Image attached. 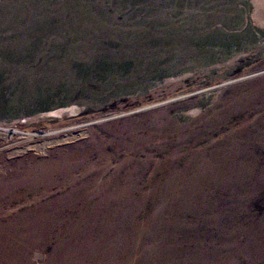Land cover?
Listing matches in <instances>:
<instances>
[{"label": "rangeland", "instance_id": "1", "mask_svg": "<svg viewBox=\"0 0 264 264\" xmlns=\"http://www.w3.org/2000/svg\"><path fill=\"white\" fill-rule=\"evenodd\" d=\"M0 264H264V0H0Z\"/></svg>", "mask_w": 264, "mask_h": 264}, {"label": "bare ground", "instance_id": "2", "mask_svg": "<svg viewBox=\"0 0 264 264\" xmlns=\"http://www.w3.org/2000/svg\"><path fill=\"white\" fill-rule=\"evenodd\" d=\"M55 116H61V115H72L75 113L74 109H58L56 111L52 112ZM53 116V115H52Z\"/></svg>", "mask_w": 264, "mask_h": 264}]
</instances>
